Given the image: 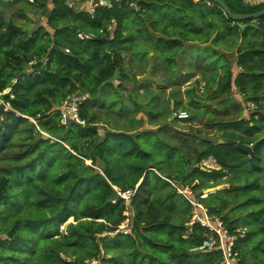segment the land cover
Returning <instances> with one entry per match:
<instances>
[{
  "label": "trees",
  "instance_id": "16d2710c",
  "mask_svg": "<svg viewBox=\"0 0 264 264\" xmlns=\"http://www.w3.org/2000/svg\"><path fill=\"white\" fill-rule=\"evenodd\" d=\"M11 1L22 4V15L28 14V3L42 9L43 15L34 28L25 24L17 28L14 24L19 23L7 17L4 5H0V89L10 87L0 101V220L2 213L11 215L0 226V264H224L220 249L193 250L204 240L205 227L198 222L189 225L193 203L169 179L190 184L195 198L211 214L223 217L232 232L237 228L243 231L235 214L246 213L242 217L245 222L256 220L257 225L246 226L236 239L234 249L240 264L246 261L250 247L242 249V239H258L252 247H264V132L258 133L264 131V103L260 100L264 95V39L245 40L252 32L264 34V15L255 20L257 26L242 29L212 0H114L112 7L98 6L94 13L84 5L69 7L63 0ZM226 1L233 11L241 13L264 8V2L243 10ZM131 4H138L139 9ZM132 12L145 20L146 28L136 22L124 35L123 21ZM113 19L115 27L109 30ZM249 21L252 19L243 22ZM139 39L154 45V53L161 51L166 65L177 64V55L190 46L217 56L218 65L230 63L226 73L222 66L215 68L213 58L204 59L205 71L196 79V93L189 97L191 106L197 108L200 101L217 98L234 85L243 92L245 101L257 104L243 125L235 122L223 129L219 135L223 141L208 137L205 146L196 149L194 165L185 154L188 137L180 145L170 146L183 150L186 160L173 175L164 173L150 150L143 147L142 137L152 128H127L108 120L111 127L106 123L101 133L97 124L100 109L123 114L145 107L138 95L142 85L133 89L130 110L127 99L120 96L127 91L124 80H139L130 66L131 52H127L137 44L148 48ZM237 44L236 58L230 61L229 52ZM197 74L186 76L184 81ZM200 78L205 79V89L200 87ZM213 78L217 83L210 89ZM250 81L254 82L252 91L247 87ZM74 91L89 93L81 105L85 124L61 122L59 106ZM98 102L100 106L92 109ZM147 105L149 108L150 103ZM151 110L163 112L160 108ZM179 111L174 117L184 119L178 116ZM171 114L170 110L168 116ZM132 118L142 126V117ZM17 129L27 134L22 146L15 149L11 137ZM238 142L257 145L244 165L230 166L248 155L237 147ZM209 156L219 167H202L201 161ZM88 159L92 163H87ZM243 171L244 178L239 175ZM184 173L183 180L176 181ZM196 178L236 185L205 196L204 188L213 185L195 182ZM136 187L130 229L120 231L126 201L118 188ZM237 190H242V210L224 213L228 201L237 197ZM68 219L73 220L61 233L60 226ZM116 229L115 233H105ZM93 259L97 263H90Z\"/></svg>",
  "mask_w": 264,
  "mask_h": 264
},
{
  "label": "rangeland",
  "instance_id": "374dc122",
  "mask_svg": "<svg viewBox=\"0 0 264 264\" xmlns=\"http://www.w3.org/2000/svg\"><path fill=\"white\" fill-rule=\"evenodd\" d=\"M229 2L237 9H247L252 8L254 6H257L256 4L252 3H246L244 0H229ZM0 5H4V13L7 17H13L16 20V23L19 24H25L26 26L30 28H34L36 23L42 22V9L38 8L36 5L32 3H28L27 5L30 7V10L28 11V14L22 15V11L20 9L21 3L12 2L11 0H0ZM135 7L136 11L139 9L138 4H131ZM164 10H166L164 8ZM135 12H132L128 14V16L123 21L122 31L124 35L126 34L129 27L135 28V23L140 22L143 26V29H145V20H140L137 15L133 14ZM258 21V20H257ZM145 22V23H142ZM149 23V22H148ZM146 31V30H145ZM147 32V31H146ZM257 37L258 39H264V34H259L252 32L249 34L248 39H253ZM138 41H142L145 44H147L148 48L143 46L142 44H137L133 49H129L127 52H131L129 56V60L131 61V67L132 71L136 73L137 78L139 79L137 82L133 79L130 81L124 80L125 83V91L124 94L120 93V96H124V99H127L126 103L128 105V110H130L131 102L133 101L132 94L135 95L134 87L139 85H142V87L138 88L139 92L138 95L140 96L141 100L143 101V104H145L142 111L133 112L132 110L128 113L120 114L117 111L109 110L107 111V108H103V110L100 111L99 115V124L100 131L103 133V125H106L108 123V127L111 124L107 122L110 120L115 125L132 128L135 126H138L140 129H151V131H148L142 139H144L143 147L150 150V153L152 154V158H155L160 164L159 167L162 168V171L168 175H173L175 173H178L179 169L182 168L184 161V155L183 150H177L175 151L170 146L174 145H180L183 141L184 137H188V146L187 152L185 153L188 157H190V160L192 162V165H194L197 162V150L199 148H203L205 146V141L208 137H211L212 139H217L219 141H223L224 138L219 135L222 134L223 129L228 126H234L233 123L237 122L240 123V125H243V121L250 119V115L252 112L257 110V107L254 108H248V103L243 98V92L240 93L238 90V87L234 85V87L229 91L224 93L223 95L218 96L217 98L212 99H206L200 101L197 108L193 105L191 106L189 103V97L194 96L193 89H195L196 84L198 81L197 78L202 76V72L205 71V67L203 65L204 59L212 60L215 65V68L217 66H222L223 70L227 73L228 67L230 65L227 63H224L223 65H218V59L217 56H214L206 52L204 48L200 47H187L184 51H181V53L178 55L179 60L178 63H171L170 65H166V61L164 58V55L161 53H153L150 51V49L154 48V45H150L148 42L143 41L142 39H139ZM201 41V40H200ZM156 42V41H155ZM154 43V40L151 41V44ZM237 46H235L234 50L229 52V60L236 58L234 53L237 54ZM209 49H212L211 46H208ZM232 48V49H233ZM187 50V51H186ZM199 51H202L203 53H197ZM212 51V50H211ZM195 52L197 53L196 55ZM225 53L228 55V52L225 51ZM225 53H222V57H225ZM189 58H193L192 61L188 62ZM205 62V61H204ZM211 66H213L212 62ZM129 64V62H128ZM197 75L190 77L189 80L184 81L186 79V76H190L193 74ZM207 73H210V71H207ZM206 76L205 78H207ZM251 78V76H250ZM201 82V89H205V79L202 80L199 79ZM193 81V83H192ZM176 83V84H174ZM217 83V80L211 79V86L210 89L214 87V85ZM254 82L250 81L247 84L248 90L252 91ZM10 87H7L5 89H9ZM191 91V93H190ZM262 92V90H261ZM109 95V94H107ZM106 95V96H107ZM116 95V94H114ZM106 96L104 98H106ZM137 96V94H136ZM176 98V103L173 101V99ZM261 102L264 103V95L261 97ZM148 103H150V107L148 108ZM176 104V105H175ZM8 105V104H7ZM257 105V104H256ZM9 106V105H8ZM100 106L99 102L94 106L92 105L91 108L95 109L96 107ZM159 109L162 110L161 114L159 112L152 113L151 109ZM176 109L185 110L189 113L188 116L183 117L184 119L178 118V117H172L173 114L169 117L168 114L171 111H175ZM230 109V110H229ZM254 109V110H253ZM177 110V111H178ZM264 110V109H263ZM175 111V112H177ZM155 114V118L153 119L152 115ZM131 116L140 118L142 117L143 121L142 126L139 123V120L131 119ZM179 116V115H178ZM191 117H194V120H191ZM203 121H202V119ZM31 121H34L38 123V120L30 117ZM235 119V120H234ZM126 120H128L126 122ZM210 120V124L208 121ZM161 125V126H160ZM160 126V127H159ZM39 129L42 130L45 134H48L45 130L41 129V126L38 125ZM264 131L261 129L258 131L259 134H262ZM27 132L21 131V129H17L14 134L11 137V142H13L12 146L16 148H19L22 146V143L25 139ZM104 135V134H103ZM164 139V143L162 141ZM222 139V140H221ZM154 146V148H153ZM151 147V148H149ZM182 149V148H181ZM147 150V151H148ZM264 152V151H263ZM244 158V157H243ZM170 159V160H168ZM206 159L210 163H212L213 167H219V165L216 162V159L213 156H209ZM242 159V158H241ZM238 161V160H237ZM87 163H92L91 159L86 160ZM171 162V163H169ZM247 162V161H246ZM245 163V162H244ZM241 164L239 166L244 165ZM191 169V168H190ZM188 169V171H190ZM187 173V171L185 172ZM233 173V172H232ZM231 174V173H229ZM189 175V174H188ZM242 178L245 177L246 173L243 171L240 174ZM226 176H224L223 179H225ZM168 179V178H167ZM208 178H196L195 182L198 181H207ZM206 184H212L213 186H206L205 189V196H208V193L214 192L216 190L230 187L236 184L225 183L218 185V182L209 183L207 181ZM183 185V184H182ZM185 185V184H184ZM215 188V189H210ZM212 190V191H211ZM237 193V197H232L230 201H228V208L225 209L224 213L228 214H235V212H238L242 210V207L239 206V204L242 202L243 197L240 196V193H242V190L235 191ZM204 197V196H203ZM215 199V197H213ZM213 199V201H214ZM212 200V199H211ZM246 208V205L243 206ZM124 214L125 211H124ZM246 213H240L235 214L238 219L236 220V223L238 226H241L243 228L242 234H244V231L247 229L246 226L249 227L252 224L257 225L256 220H250L248 222H245L242 217L245 216ZM10 213H2V217L0 220V226L4 223H7L10 219ZM127 217V216H126ZM234 217V216H233ZM73 219H68L64 224L60 226V232H66L67 231V224L68 222L72 221ZM125 220V219H124ZM124 220L119 224V230L120 231H127V225L124 222ZM250 225V226H249ZM118 231L116 230H107L105 233H115ZM188 234L185 233L184 236H187ZM246 235V233H245ZM1 236L7 237L6 234H2ZM245 237V236H244ZM237 241V240H236ZM235 241V244H236ZM240 243H242V249L246 246H249L248 253L246 255V261L243 264H264V247H260L259 249H255L252 247V245H256L259 243L258 239H254L252 241L247 240H241ZM253 243V244H251ZM195 250V249H193ZM204 256V255H203ZM97 263V259H93L90 263Z\"/></svg>",
  "mask_w": 264,
  "mask_h": 264
},
{
  "label": "built area",
  "instance_id": "2783aa9c",
  "mask_svg": "<svg viewBox=\"0 0 264 264\" xmlns=\"http://www.w3.org/2000/svg\"><path fill=\"white\" fill-rule=\"evenodd\" d=\"M35 1V0H30ZM69 7H75L77 5H84L90 13H94L98 6H107L112 7L114 0H63ZM246 3L260 4L264 0H244ZM44 18V16H43ZM116 21L112 20V23L109 24L108 29L111 30L115 27ZM83 36L82 33H80ZM69 50V48H66ZM9 89H0V101L3 100L2 95L5 92H8ZM89 97V93L82 91H74L69 93L62 101L59 106L60 119L62 123H68L72 120L85 124L86 119L81 115V105ZM248 108L257 107L256 103L252 100H248ZM9 106L6 105V108ZM253 109V110H254ZM180 117H186L189 113L185 110H180L178 112ZM203 168L211 169L213 164L208 161V159H203L201 161ZM169 179V178H168ZM173 184L176 185L177 191L184 194L190 201L193 203L191 218L189 220V225H193L198 222L205 227V238L197 246L193 247L195 250H204V249H220L223 254V263L224 264H240L237 251L235 248V241L239 235L240 229H235L236 232H232L225 222L224 218L220 215L211 214L208 207L201 201L197 200L193 195V188L190 184H176L172 179H169ZM176 181H178L176 179ZM136 188H129L121 190L118 188V194L125 199L126 201V210H125V220L123 223L127 225V231L130 229L132 223V215L134 210L132 209V197L136 192ZM120 229V228H118ZM123 231V230H122Z\"/></svg>",
  "mask_w": 264,
  "mask_h": 264
},
{
  "label": "water",
  "instance_id": "95a60500",
  "mask_svg": "<svg viewBox=\"0 0 264 264\" xmlns=\"http://www.w3.org/2000/svg\"><path fill=\"white\" fill-rule=\"evenodd\" d=\"M212 1H214L215 3L220 5L223 8L224 12L230 18L235 19L242 29H245L248 26H257L255 20L257 18H259V17L264 15V8H262L260 10H257V11H253V12L241 13V12L233 11L226 0H212ZM247 19H252V21L243 22L244 20H247ZM14 26L17 27V28H21L22 27L20 24H14ZM173 101H174V99H173ZM175 115H176V112L174 111L172 117H174ZM256 145H257V142H253L252 144H245V143L238 142L237 143V147L242 149L244 152L248 153V155L246 157L238 160V161L230 163L229 165L230 166H239V165L243 164L244 162L248 161L252 157L251 153L253 152V150L256 147ZM184 175H185V173L179 175L177 177V180L178 181L183 180ZM210 189L213 190L215 188H210Z\"/></svg>",
  "mask_w": 264,
  "mask_h": 264
},
{
  "label": "crops",
  "instance_id": "0c3cea01",
  "mask_svg": "<svg viewBox=\"0 0 264 264\" xmlns=\"http://www.w3.org/2000/svg\"><path fill=\"white\" fill-rule=\"evenodd\" d=\"M195 1H198V0H195ZM186 43H187V41H186ZM189 43H191V42H189ZM153 49V48H152ZM150 51H152L151 49H150ZM153 53H154V51H152ZM159 53H161L162 54V52L161 51H158ZM180 54V53H179ZM178 54V55H179ZM177 55V57L179 58V56Z\"/></svg>",
  "mask_w": 264,
  "mask_h": 264
}]
</instances>
